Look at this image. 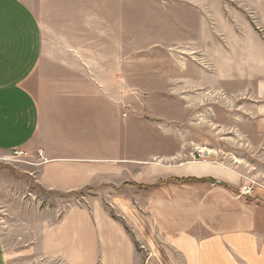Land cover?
Masks as SVG:
<instances>
[{
  "label": "rangeland",
  "instance_id": "374dc122",
  "mask_svg": "<svg viewBox=\"0 0 264 264\" xmlns=\"http://www.w3.org/2000/svg\"><path fill=\"white\" fill-rule=\"evenodd\" d=\"M31 4L45 48L31 86L44 105L57 94L60 80L86 79L89 74L82 64L80 69L66 66L74 60L59 50L94 53L90 58H95L96 68L90 74L109 82L125 79L128 114L153 124L129 131V159H142L144 170L159 160L221 167L240 177L239 194L250 195L252 202L264 207V78L254 71L264 63L260 58L264 59V0H31ZM232 57L240 67L255 65L236 84L226 80ZM117 89L110 88L113 94ZM153 127L168 131H152ZM133 128L129 125V130ZM29 159L25 151L0 153V236L10 252L9 264H41L22 247L29 243V226L45 217L44 210L48 224H53L66 207L96 205L125 224L112 201L91 194L86 200L59 199L41 188ZM134 167L129 164V181L141 168ZM174 177L171 181L177 183L231 185L210 175ZM160 183H130L128 187L138 189L137 206L149 210L146 194ZM135 251L144 264H157L146 248L136 245Z\"/></svg>",
  "mask_w": 264,
  "mask_h": 264
},
{
  "label": "crops",
  "instance_id": "0c3cea01",
  "mask_svg": "<svg viewBox=\"0 0 264 264\" xmlns=\"http://www.w3.org/2000/svg\"><path fill=\"white\" fill-rule=\"evenodd\" d=\"M59 51L74 60L66 66L80 69L82 64L89 74L60 80L57 94L44 105L31 86L45 54L40 20L31 0H0V153L25 151L41 188L59 199L86 200L91 194L112 201L125 224L96 205L66 207L53 224L44 210L45 217L29 226L23 251L34 253L41 264H144L137 245L157 264H264V207L239 194L240 177L201 162L169 165L159 160L142 169L146 162L128 157L129 131L153 124L128 114L123 90L128 82L94 78V53ZM229 66L226 80L233 84L255 67L251 62L240 67L235 57ZM254 71L264 78V63ZM112 87L118 88L114 94ZM129 164L141 166L133 182ZM208 175L231 185L171 181ZM159 181L146 194L149 210L137 206L138 189L128 185ZM2 239L0 264H9Z\"/></svg>",
  "mask_w": 264,
  "mask_h": 264
},
{
  "label": "built area",
  "instance_id": "2783aa9c",
  "mask_svg": "<svg viewBox=\"0 0 264 264\" xmlns=\"http://www.w3.org/2000/svg\"><path fill=\"white\" fill-rule=\"evenodd\" d=\"M13 153H22V151H13ZM39 155H40V153H39Z\"/></svg>",
  "mask_w": 264,
  "mask_h": 264
}]
</instances>
